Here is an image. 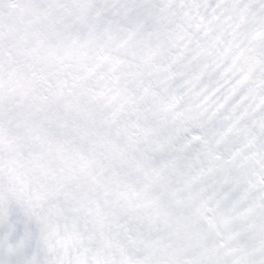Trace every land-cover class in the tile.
Segmentation results:
<instances>
[{
    "label": "snow or ice",
    "instance_id": "snow-or-ice-1",
    "mask_svg": "<svg viewBox=\"0 0 264 264\" xmlns=\"http://www.w3.org/2000/svg\"><path fill=\"white\" fill-rule=\"evenodd\" d=\"M0 264H264V0H0Z\"/></svg>",
    "mask_w": 264,
    "mask_h": 264
}]
</instances>
